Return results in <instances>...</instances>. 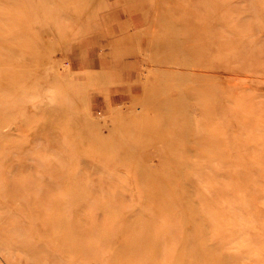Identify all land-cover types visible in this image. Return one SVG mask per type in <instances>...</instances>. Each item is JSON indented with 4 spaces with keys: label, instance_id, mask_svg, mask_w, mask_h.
Here are the masks:
<instances>
[{
    "label": "rangeland",
    "instance_id": "374dc122",
    "mask_svg": "<svg viewBox=\"0 0 264 264\" xmlns=\"http://www.w3.org/2000/svg\"><path fill=\"white\" fill-rule=\"evenodd\" d=\"M169 1L157 5L154 0H0V166L5 158L13 169L10 177L30 181L27 195L32 188H42L50 198L85 197L81 212L68 204L62 209L84 220L94 211V227L106 218L114 227L120 224L121 215L108 218L97 209V204L108 206L107 197L117 198L114 207L125 205L127 220L143 218L154 229L150 234L160 249L150 259L153 264H169L183 227L177 217L187 205L196 212L185 225L195 244L209 252L201 264L212 262L216 253L226 261L222 264H242L252 244L264 257V194L256 187L264 177V143L253 173L239 170L236 152L239 138L250 133L259 132L264 142L259 130L264 120V69L241 67L245 59L239 57L235 64L234 57L218 54L213 46L206 57L201 49L192 51L195 21L208 17L206 9L201 0ZM223 1L209 11L224 16V28L238 16L250 19L246 22H251L253 33L241 35L259 50L264 45V0ZM209 26L213 32L222 28L212 20ZM207 38L220 41L218 35ZM253 62L264 66V54ZM240 146L251 157L253 141ZM252 177H259L255 187ZM238 178L245 180L242 189ZM159 183L164 197L177 205L152 215L155 203H149L153 197L148 196L159 197ZM226 186L231 190L225 191ZM243 192L249 195L244 209ZM5 202L0 201V207H8ZM8 214L10 220H21L18 213ZM25 237L35 244L47 243L59 263L88 261L81 256L71 263L50 237ZM245 237L250 242H243ZM101 248L100 255L106 256L109 247ZM140 250L152 251L145 245ZM22 255L0 246V264H23ZM122 255L114 256L116 261ZM40 259L42 264H55L49 256ZM247 259L244 264H264V259Z\"/></svg>",
    "mask_w": 264,
    "mask_h": 264
},
{
    "label": "bare ground",
    "instance_id": "6f19581e",
    "mask_svg": "<svg viewBox=\"0 0 264 264\" xmlns=\"http://www.w3.org/2000/svg\"><path fill=\"white\" fill-rule=\"evenodd\" d=\"M20 1H21V3H23L24 0H20ZM154 1L156 2L157 5L161 4V2H162V0H154ZM201 1H202V6L206 9V11H205L206 16H208V17L203 18L198 22L195 21L196 25L192 24V26L195 25L197 27V28L195 26L193 27V28H196L192 32L193 36L196 37L195 38L196 40L193 44H191V47L193 46L191 48L192 51H194L196 49H201L202 52H205L204 56L206 57L207 53L209 52L210 47L213 46V47H215V51L218 54L222 55L225 53L226 56L228 54H230L229 58L234 57L235 60L233 62L235 64L238 62V60H236V59H238L239 57H240V59H245L247 61V63L242 64L241 67L250 66L251 69L256 70V71L259 69H264V66H261L259 64H254V62H253L254 58L256 59L257 56L264 54V45L259 50H255L254 48H251V44L247 43V40L243 37V35H241V33H243V32H245L246 34H249L250 32L253 33V31L250 30V23L251 22H249V21H248L249 23L246 22L247 20H250V19L247 18V20L244 21V20H241V18L238 19V17H239L238 16V17H236L237 19H235L234 21L231 20L229 22L230 24L228 23V26H226L224 28V27H222V24L225 21L224 16L223 15H221V16L214 15V13H212L213 12L212 9L219 7V5L222 2H220V0H201ZM224 1L226 2V0H224ZM165 2L168 3L167 1H165ZM174 2H175V0H174ZM225 2H224V4H226ZM144 3L146 4V6H148L149 2L148 3L144 2ZM168 5H169V3H168ZM228 6H230V5H228ZM249 6H254V5L250 4ZM209 10H211L212 12H210ZM223 10H226V9H223ZM245 10L248 11L247 8ZM252 11H255V10H252ZM221 12H224V11H221ZM254 13H256V11ZM254 13H253V15H254ZM256 18H258V17H256ZM211 20L214 21V23L221 25V27H222L221 30L218 28V30H220V32L219 31H216L217 33L213 32V30L211 29V26H209ZM190 27L191 26L189 25V29H190ZM193 28H191V29H193ZM197 29H198V31H196ZM216 35H218L220 37L219 42H211L212 40L210 41L207 38V36H216ZM200 36H201V38H200ZM184 38H185V40L188 39L186 31L184 32ZM183 42H184V40H183ZM257 54H259V55H257ZM208 60H209V58H208ZM208 60L204 63L203 66H206V64H209ZM239 61L244 63V60H239ZM217 63L220 64L219 62H217ZM214 64L216 65V62ZM237 68H239V67H237ZM259 103H261V102H259ZM253 109H251V111H253V113H254V110L257 112V108H255L254 110ZM263 109H264V107H262V111H264ZM258 111L260 112V110H258ZM261 117L264 118L263 115H261ZM261 122L263 123V126L259 130L264 133V120ZM239 140H242V141H238V148L236 150L238 160H239V163H238L239 167L238 168H239V170L241 169V170H244L248 173H251L253 171L255 165L258 163V159L261 158L260 157V158L256 159V157L258 155L257 151H258V149H260V150L264 149V148L261 149L264 142H262V138L259 135V132L256 134L250 133L249 135L245 136L243 139L239 138ZM248 141H253V145H254V146H252L253 148H251L252 149L251 150V157H249V158H247L248 157L247 156L248 152L246 153L247 150L244 149V146H240V145H243L244 143H246ZM254 142H255V144H254ZM248 147H250V146L248 145ZM1 151L3 152V150H1ZM8 152L10 153V151H8ZM259 155H261L260 152H259ZM9 156H10V154L6 157H9ZM262 159H264V158L262 157ZM1 162H2V164L0 166V179L2 177V183H0V201H3V202L6 201L9 203V205L6 208L0 207V246L4 250H7V251H9L10 249L19 250L20 253L23 254L22 257H20V260H22L24 262L23 264H42L41 261L43 259H40V258L43 256L44 257L49 256L51 258V261H55V264H63V263H59L60 261L59 262L57 261V259L59 257L56 254L50 255V253H49L50 248L48 247L47 243L44 242V243H40V244H37V243L35 244V242L33 240L28 239V237L26 238L25 235H31V237H33L34 239L39 238L41 240H45L46 237H50L51 238L50 243L51 244L52 243L53 244H60L61 245L60 250H62L65 253V256L71 261V263L75 262L74 261L75 259L82 256V257H84V259L88 258V261L84 260L85 262L83 261L84 263H82V264H92V263H94V264H139V263L140 264H153L150 259L153 255L157 254L156 251L159 248V243L155 240L156 238L150 234L152 231L151 229H153V228H151V225L148 223V221H144L143 218H140L138 221L127 220L126 215H124L122 213V211L125 210V205L122 204L123 206L122 207L120 206L121 209H115V207H114V204H116L115 199H117V198H114V197L108 198L107 197L108 195H107L106 199L108 201V206L106 204H102V203L100 205L97 204V209L101 214H102V212H103V214L106 213V216L108 218H112V217L115 218L118 215H121V219L123 218V220L120 222V224H115V227H114V226H112V222H110L111 220L108 221L106 218V220L103 223H97L99 225L94 227V224H92L90 222V219L93 218L94 211H92L89 216L87 215V218H88V219L86 218L87 220H84L83 216L79 217L78 215L64 214V212H66V211H64L62 209V208H64L65 204H68V208L72 207L73 210H78V211L81 210L82 206H84L82 204H84V201H86V200H84L85 197H83V200H81L82 198L76 197V198H72V199L70 198V200H68V201L65 200V198H63L64 199L63 200L59 197H57L58 199H55L56 197H53V198L51 197L52 199H54V200H51V198L49 197V193H45L42 188H39V189H33L32 188V190H31L32 195L31 194L27 195L24 193V191L31 188L30 187V181H28L27 179L23 180V178H22V181L20 179L18 181H16L12 177H10V174L13 173V171H11L13 169H10V167L7 164L10 161L7 162V159L4 158ZM26 164H27V162L23 165V167L21 166L23 173L25 171V168L27 167V166H25ZM20 165H22V164H20ZM15 166H14V169H15ZM7 169H9L10 171ZM15 170L20 172V170L18 168H16ZM30 170H31V167L29 168V171ZM256 170H258V169H256ZM261 171H263V170H261ZM246 172L244 173L245 175H246ZM261 173L262 172H260L259 174H261ZM59 176L61 177L62 175H59ZM260 177H261V175H260ZM18 178H21V177H18ZM70 178L68 180L72 179V178L71 179ZM239 178L237 180L238 181L237 186L239 185L238 188L240 186L244 185V182H245V180L243 181ZM241 178H243V177L241 176ZM253 178L254 177L250 178L251 183L256 182V180H257V179L254 180ZM248 179H249V177H248ZM261 179H262V183H260V181L257 183V185L260 183L259 186H257L255 183H253V185L255 184L256 187L261 190L262 194H264V177ZM258 180H259V177H258ZM246 181H248V180L246 179ZM64 182H66V181H64ZM79 182H81V180ZM162 183H159L160 188H157V190H156L159 193V194L157 193V195H159V197L161 194L163 195V193L161 191V188H162L161 186L167 185V184H164L165 182L163 183V185H162ZM49 184H50V182H49ZM79 185H80V183H79ZM255 185H254V187H255ZM45 186H47V183L45 184ZM81 186H82V184H81ZM164 186H163V189H164ZM221 187H223V186H221ZM225 188H226L225 191L231 190L227 186ZM240 188L242 189V187H240ZM117 189L118 188H116L115 190L119 192V190H117ZM3 190H4V193H2ZM220 190H222V189H220ZM82 191H83V189H82ZM153 191L155 192V190H151L150 193H152ZM248 191H250V190L248 189ZM78 192H80V191H78ZM145 192H147V191H145ZM34 193L35 194L39 193L40 195H38V197H36L34 195ZM80 193H83V192H80ZM80 193H79V195H80ZM114 193H116V192H114ZM150 193L147 192V194H149V195H150ZM45 194L48 195V197L50 199L47 198V196L45 197ZM147 194H145V195H147ZM221 194H223V192H221ZM83 195H84V193H83ZM245 195L246 194L243 192V194L240 196V199L242 200L241 201L242 203L240 202L242 209H244V206L245 207L247 206L245 204V200H246ZM148 197H153L149 200V203H150V201L152 203H155V206L151 204V206H154L153 208L151 207V209L153 211L152 215H155V213H158V210H160V211L168 210V208H170L169 204L177 205L176 204L177 202H175L173 198L164 197V195L161 196L162 198L155 197V195L148 196ZM248 197H249V195L247 196V198ZM81 202H83V203L80 204ZM149 203L147 201L148 205H150ZM156 203H157V205H156ZM141 204H142V202H141ZM84 207H83V209H84ZM105 209H106V211H104ZM129 209H131V208H129ZM62 210H63V213H62ZM86 210H87V208H86ZM8 212H12V213L15 212V213L20 214L21 220L20 221L10 220L8 217H6L7 215H9ZM79 212H81V211H79ZM195 212H196L195 208H193L191 206V209H190V207H188V205L185 206L183 209H181L180 217H177L178 218L177 222L180 223V226L183 224V227H181L182 231H181V234L179 235L180 237H179L178 245H177V242L175 241L176 242L175 248H173V249L171 248L172 252H171V259H170L169 264H201V262L203 263V261H205L207 259L209 252L205 251L203 249V247H200L201 246L200 244H195L196 241H195L194 235L191 233L192 231H189V228L185 225L186 223L191 222V214L195 213ZM238 212H240V211H238ZM242 215L244 216V214H242ZM20 218H18V219H20ZM110 223H111V225H110ZM245 223H246V221H245ZM165 229L169 233V229L168 228H165ZM263 231H264V224H263ZM22 232H23L24 236L21 234ZM243 232L244 231H242V233ZM139 233H142L143 237L140 236ZM202 234L203 233H201V232L196 233L197 236H201ZM246 236H247V234H246ZM111 239H113L115 241V244H114V242L111 243L112 242ZM247 239H246V237H245V239L243 238V242L244 241L250 242V239L249 238H247ZM255 239H256V237H255ZM255 239H252L253 242L252 241L251 242L254 243ZM166 240H167L168 244L173 242V241H171L172 237H167ZM87 241H91L92 244L86 243ZM260 242L262 244L263 241H260ZM93 243H95V244H93ZM138 243H141V244L138 245ZM154 243H156L155 246H154ZM101 244L104 247L105 246L109 247V249H108L109 251H108L106 256L100 255V249H102ZM171 244H169V245H171ZM111 245L114 246L112 248V251L110 250V248L112 247ZM144 245L149 247L152 251L148 252V253H143V252L140 253V251H141L140 249L143 248ZM245 245H247V243H245ZM245 245L241 244V246H243V248ZM171 246H174V245L172 244ZM247 246H245V247L248 248L247 250L250 249V251L247 252L245 250L246 249L245 248L244 250L247 253L245 254L242 251L244 253L243 257L241 256L242 253L240 254V258L242 257L240 259L242 264H244L245 261L250 260V259H247L249 257L251 258V260L253 259L252 260L253 263H256L257 261H259V263H260V261L262 259H264L263 255H261V254L259 255V253L257 254V252H255V250H253L254 249L253 244H252L253 249L251 248L252 247L251 245H247ZM104 252L106 253V251H104ZM119 254H123V255L121 258L119 257L120 258L119 261H116V258L114 256L119 255ZM15 259H17V257ZM223 262L225 263L226 261H224L223 257L217 256V253H216L215 259L212 262H209L208 264H222ZM262 262H263V260H262ZM77 263H79V261ZM15 264H20V263H19V261H17V262H15ZM64 264H66V263H64Z\"/></svg>",
    "mask_w": 264,
    "mask_h": 264
}]
</instances>
